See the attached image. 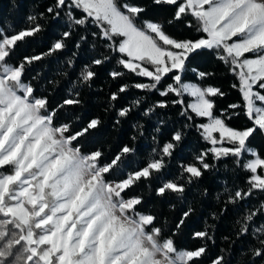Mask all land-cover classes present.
I'll list each match as a JSON object with an SVG mask.
<instances>
[{
	"label": "snow or ice",
	"instance_id": "6c2138e0",
	"mask_svg": "<svg viewBox=\"0 0 264 264\" xmlns=\"http://www.w3.org/2000/svg\"><path fill=\"white\" fill-rule=\"evenodd\" d=\"M150 6L173 11L166 20L146 18ZM61 17L66 18L67 30L46 52L15 58L21 44L45 31L44 22ZM176 22L197 35L170 34L166 25ZM90 28L104 51L72 83L73 90H81H70L62 103L50 107L48 97L37 95L26 82L28 70L64 51L79 30ZM87 39L80 35L75 47ZM205 51L213 52L235 77L237 83L231 87L240 92V103L217 108V98L226 93L207 83L216 73L191 66ZM113 61L115 67L108 72L112 80L139 79L119 84L109 93L108 106L114 108L130 89L144 94L119 108L118 117L127 118L149 94H158L162 99L148 106L144 115L178 109L183 121L167 140L154 135L155 147L147 161L129 172L125 169L138 153L137 136L112 156L100 148L85 152L82 141L101 129L102 119L79 123L82 117L75 111L64 122L59 118L62 109L83 104L82 89L93 86L95 68ZM66 63L72 68L75 60L70 57ZM189 71L195 73L194 81ZM241 116L249 123L233 127L231 121ZM134 127L139 136L145 134L143 124ZM191 130L205 146L168 179L164 172L178 158ZM257 136L264 137V0H52L44 11L28 14L23 27L0 24V264H204L208 242L215 243L209 231L215 225L206 224L205 230L193 234L204 241L202 245L181 248L175 238L194 207L189 206L171 228L158 215L142 210L144 196L135 190L162 181L156 196L183 199L189 186L230 162L233 171L247 174L245 187L225 188L227 199L219 214H212L215 221L228 205L264 196V152L252 145ZM261 216L264 200L236 220L235 240L251 236L255 241L248 248L250 264H264V223L256 224ZM223 239L230 247L235 243L232 237ZM220 252L210 264H230L227 250Z\"/></svg>",
	"mask_w": 264,
	"mask_h": 264
},
{
	"label": "trees",
	"instance_id": "16d2710c",
	"mask_svg": "<svg viewBox=\"0 0 264 264\" xmlns=\"http://www.w3.org/2000/svg\"><path fill=\"white\" fill-rule=\"evenodd\" d=\"M51 3L52 0H0V24L23 27L27 24L28 14L33 11L42 12ZM172 11L171 8L166 6L160 9L150 6L146 18L166 20L170 18ZM44 23L45 31L36 38L21 44L15 58L46 52L52 43L60 39L62 32L67 30V22L64 17L59 20H51L49 18ZM166 29L170 34L178 37L197 35L194 29L186 28L184 23L181 22L166 25ZM93 30L91 28L87 31L79 30L67 41V48L64 51L36 62L28 70L25 78L26 82L33 84L37 95L48 97L50 107H56L59 103H62L63 99L69 95L70 90H73L72 83L76 82L82 68L89 64L101 51H104L100 46V42L93 40L91 36V31ZM80 35H86L88 39L80 42L81 47L77 49L75 44L79 41ZM94 43L97 45L95 48L92 47ZM74 52L77 53L75 57L72 56ZM70 57L75 60L72 68H69L66 63ZM191 66L199 68L201 71H214L216 73L207 83L219 86L226 93L222 99L217 98L218 109H226L229 104L241 102L240 92L231 87L233 83H237L235 77L228 72L227 67L217 59L213 52L205 51L198 55L192 61ZM114 67L115 62L113 61L111 64L95 68L98 75L93 86L82 89L81 98L83 104L75 109H62L59 118L61 122H64L65 117L75 111L77 115L82 117L79 123H86L88 119L96 116L102 119L101 129L94 133L92 137L82 141V150L85 152L100 148L107 156H112L124 144L130 143L134 135L137 136L135 144L138 148V153L125 169V172H129L142 166L147 161L151 149L155 147L152 140L154 135L162 141L167 140L174 129L181 127L183 121L178 114V109H159L151 115H144V111L148 106L154 101L162 99L158 94H149L141 108L132 111L127 118L118 117L117 110L119 108L128 107L132 100L144 94L139 90L130 89L129 92L121 94V98L114 102V108H110L108 106L109 93L116 91L121 83H131L139 79L133 76H126L121 80H112L108 72ZM63 73H67V75H62ZM187 75L189 79L195 80V73L189 71ZM118 119L120 120L119 124L116 123ZM248 123L246 117L243 116L234 118L231 121L233 127H240ZM137 124L144 125L145 134L143 136L138 135L137 129L134 127ZM157 127L161 129L160 133H156L155 129ZM252 145L264 152V137L257 136L252 140ZM204 146V142L199 138L198 133L195 130L189 131L179 149L178 158L165 170L164 176L168 179L176 177L179 174V164L190 160ZM246 175L244 172L233 171L231 163L228 162L226 165L220 164L217 169L207 172L198 184L189 186L183 199L171 194L164 198L156 196L155 189L162 181H153L150 188L141 186L135 190V194L142 193L144 196L145 204L142 210L151 211L158 215L161 222L167 221L168 227L171 228H174V225L189 206L194 207L195 211L185 221V225L175 238L177 245L181 248L191 249L202 245L204 241L194 239L193 234L197 231L205 230L206 224L215 225L214 229L209 230L214 233L215 243L208 242V254L204 258V264H210L213 257L221 254V249L227 250L226 255L230 264H250L251 253H248V248L255 241L252 240L251 236L235 240L234 233L239 227L236 224V220L249 207L258 206L259 202L264 200V196L256 195L238 205H228V211L223 216H219L215 221L212 219V214H219L220 209L224 206V200L227 199L225 188H233L234 185L245 187ZM205 189L207 190L206 196L203 195ZM218 196H220L219 200L217 199ZM260 223H264V216L256 219V224L259 225ZM225 236L232 237L235 240L231 247L229 242L223 239Z\"/></svg>",
	"mask_w": 264,
	"mask_h": 264
}]
</instances>
